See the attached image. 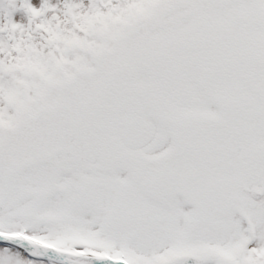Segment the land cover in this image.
Returning a JSON list of instances; mask_svg holds the SVG:
<instances>
[{
	"label": "snow or ice",
	"instance_id": "obj_1",
	"mask_svg": "<svg viewBox=\"0 0 264 264\" xmlns=\"http://www.w3.org/2000/svg\"><path fill=\"white\" fill-rule=\"evenodd\" d=\"M4 4L0 264H264V0Z\"/></svg>",
	"mask_w": 264,
	"mask_h": 264
}]
</instances>
